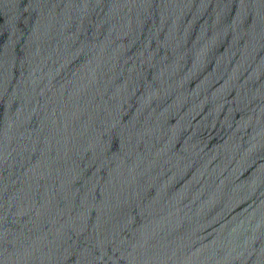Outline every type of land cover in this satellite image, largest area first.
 <instances>
[{"label": "water", "instance_id": "95a60500", "mask_svg": "<svg viewBox=\"0 0 264 264\" xmlns=\"http://www.w3.org/2000/svg\"><path fill=\"white\" fill-rule=\"evenodd\" d=\"M0 264H264V0H0Z\"/></svg>", "mask_w": 264, "mask_h": 264}]
</instances>
